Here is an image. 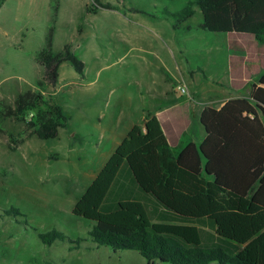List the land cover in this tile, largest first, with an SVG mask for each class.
<instances>
[{
  "label": "trees",
  "instance_id": "16d2710c",
  "mask_svg": "<svg viewBox=\"0 0 264 264\" xmlns=\"http://www.w3.org/2000/svg\"><path fill=\"white\" fill-rule=\"evenodd\" d=\"M195 10L203 30L264 43V0H191L171 15L175 28ZM53 33L50 28L35 56L43 69L37 89L18 95L13 105L0 102V118L24 123L42 141L57 138L68 121L61 107L44 99L43 84L57 82L63 63L80 77L85 69L68 45L53 52ZM258 83L253 101L231 99L218 110L203 109L206 137L199 145L176 151L151 114L133 126L72 209L95 222L89 241L136 252L146 264H264V74ZM39 239L51 245L65 236L54 230Z\"/></svg>",
  "mask_w": 264,
  "mask_h": 264
},
{
  "label": "rangeland",
  "instance_id": "374dc122",
  "mask_svg": "<svg viewBox=\"0 0 264 264\" xmlns=\"http://www.w3.org/2000/svg\"><path fill=\"white\" fill-rule=\"evenodd\" d=\"M98 1L123 11L128 7L150 9L154 4H163L167 9L177 4L182 9L186 4L185 0ZM87 8L92 12L99 7L93 0H6L0 8V37L6 36L8 42L23 41L27 59L36 56L53 28V52L58 53L69 44L85 64L84 77H79L65 63L59 72L64 81L57 79L55 84L44 83L41 88L44 99L61 107L68 117L66 126L54 140H39L24 123L0 118V264H146L136 252L97 247L88 239L95 222L72 212L124 139L112 136L116 126L113 117L127 110L117 108L114 101L107 109L99 107L102 103L88 98L87 82L99 71L98 82H102L99 84L109 77L111 82L105 87L112 89L114 97L142 69L133 66L131 60L120 63L123 46L112 49L96 40L99 59L88 53L87 34H76V28L81 30L82 26L83 32H87L90 22ZM201 22L203 16L197 10L189 23L197 30L196 25ZM221 36L222 33L212 32L194 34L187 57L193 70H204L205 76L225 82L228 52ZM234 47L237 50L238 46ZM255 50L264 59V43L253 42L250 53ZM30 73L34 79L35 69ZM11 136L14 143L9 140ZM10 209L17 213L7 215ZM54 230L62 233L65 240L47 245L39 239L40 234Z\"/></svg>",
  "mask_w": 264,
  "mask_h": 264
},
{
  "label": "crops",
  "instance_id": "0c3cea01",
  "mask_svg": "<svg viewBox=\"0 0 264 264\" xmlns=\"http://www.w3.org/2000/svg\"><path fill=\"white\" fill-rule=\"evenodd\" d=\"M168 1L177 3L175 0ZM189 1H184L185 6ZM182 9L177 4L168 9L163 4H154L150 9L128 7L125 11L99 7L86 14L90 19L87 32H83V26L81 30L76 28L78 36L87 34V51L96 59L100 57L95 49V42L99 40L112 49L123 46L120 63L131 60L135 64L133 66L142 68L138 76L132 78L130 84L125 83L114 97H111L112 89L105 87L111 82L109 77L104 84H99L102 83L98 82L99 71H96L92 81L87 82L89 100H97L102 103L99 107L104 109L114 101L117 108L127 110L113 117L116 124L112 130L113 137L125 138L133 126H142L146 115L151 114L158 119L173 149L179 151L188 143L199 145L206 137L200 123L205 107L218 110L231 99L251 101L255 88L261 87L258 80L264 74V59L256 50L250 53L252 43L257 42L252 37L235 32L222 33L220 38L228 52L229 67L225 82L205 76L204 70H193L187 57L192 39L194 34L206 35L208 31L201 28L203 22L196 25L197 30H193L190 18L175 28L171 15ZM6 38L0 37V102L13 105L18 95L37 88L43 69L36 63L35 56L26 58L23 41L8 42ZM234 46H238L237 50ZM80 59L84 64V59ZM61 67H65V63L59 66V80H62L59 73ZM34 69L37 73L32 79L30 71ZM180 85L186 88L188 95L179 93L177 87Z\"/></svg>",
  "mask_w": 264,
  "mask_h": 264
},
{
  "label": "built area",
  "instance_id": "2783aa9c",
  "mask_svg": "<svg viewBox=\"0 0 264 264\" xmlns=\"http://www.w3.org/2000/svg\"><path fill=\"white\" fill-rule=\"evenodd\" d=\"M177 90H178L179 93L182 94V95H188V92H187L186 88L183 87V86H181V85L177 87Z\"/></svg>",
  "mask_w": 264,
  "mask_h": 264
}]
</instances>
